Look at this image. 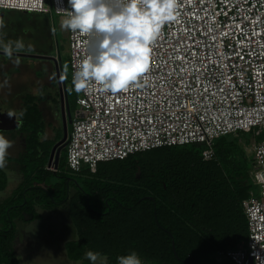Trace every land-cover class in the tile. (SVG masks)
I'll list each match as a JSON object with an SVG mask.
<instances>
[{
    "label": "built area",
    "instance_id": "built-area-1",
    "mask_svg": "<svg viewBox=\"0 0 264 264\" xmlns=\"http://www.w3.org/2000/svg\"><path fill=\"white\" fill-rule=\"evenodd\" d=\"M70 10L69 0H0V11L65 18ZM177 12L153 41L139 86L115 94L95 83L75 90L87 39L68 31L71 88L78 95L66 147L72 174L191 144L204 145L203 158L211 161L220 138L251 131L264 136V0H179ZM251 160L253 190L243 202L248 237L219 252L217 263L264 264V139L251 145Z\"/></svg>",
    "mask_w": 264,
    "mask_h": 264
},
{
    "label": "trees",
    "instance_id": "trees-1",
    "mask_svg": "<svg viewBox=\"0 0 264 264\" xmlns=\"http://www.w3.org/2000/svg\"><path fill=\"white\" fill-rule=\"evenodd\" d=\"M69 68L68 58L63 75L70 104L75 93ZM37 103L38 98L27 96L20 116L26 148L15 161L24 181L0 205V264H20L13 249L15 220L35 214L36 208L58 210L66 205L80 232L79 244L71 248L79 257L88 248L108 257L109 264L132 252L147 264H233L217 263L215 256L248 237L243 202L253 184L251 157L239 143L244 133L218 139L211 161L203 158L204 145L191 144L139 152L125 160L101 162L95 173L84 168L72 174L66 148L59 169L48 168L63 131H56V141L46 137Z\"/></svg>",
    "mask_w": 264,
    "mask_h": 264
},
{
    "label": "clouds",
    "instance_id": "clouds-1",
    "mask_svg": "<svg viewBox=\"0 0 264 264\" xmlns=\"http://www.w3.org/2000/svg\"><path fill=\"white\" fill-rule=\"evenodd\" d=\"M69 4L61 27L87 39L86 54L73 75L75 90L95 83L103 92L115 94L139 86L150 67L151 45L163 26L177 19L179 0H69ZM15 47L24 45L16 41ZM5 52L11 56V43L5 45ZM10 147L0 137V168ZM86 256L95 262L100 253L89 251ZM118 260L141 264L135 252Z\"/></svg>",
    "mask_w": 264,
    "mask_h": 264
},
{
    "label": "crops",
    "instance_id": "crops-1",
    "mask_svg": "<svg viewBox=\"0 0 264 264\" xmlns=\"http://www.w3.org/2000/svg\"><path fill=\"white\" fill-rule=\"evenodd\" d=\"M0 12H2L1 16L4 17V12L7 11ZM10 12L17 13L18 15H36L17 11ZM4 38L9 40L8 36H5ZM10 57L15 58L16 56H9L6 53H0V111L17 115L18 120L21 122L20 116L24 107V99L30 95L38 98V108L42 112L47 125L46 137L52 141H56V131L62 129V118L60 117L61 98L55 64L52 62L50 63V61L47 62L48 66L44 72L46 73V79L44 81L45 83H48L47 86H40L41 82L39 83V78H36L40 72L36 69L34 70L35 75L32 74L30 78V81L35 78L32 83L30 82L32 86L29 83L28 88L25 87L27 91L24 90L23 93H21V91L15 93V89L21 90L24 88V71L20 65H15L13 61L14 59H11ZM48 87L50 89H47ZM47 90L50 92H47ZM15 95H17V99L12 102L11 100ZM0 135L5 136L11 144H15L18 140H20L22 144V151L19 152L17 157H5V160L8 163L5 169L10 174H13L12 179L14 177L16 180L17 187L12 192L11 196L0 203L1 205L6 200L13 197L14 193L24 181L21 165L17 163L15 159L18 158L26 148V135L22 131L21 125L16 129L0 130ZM60 155L58 160L55 161L53 167H50L48 163V168L50 170L57 171L59 169ZM6 171L0 169V191H4L9 185L10 177L8 178ZM15 180H12L13 183ZM70 192L71 195L75 194L76 191L74 187L70 188ZM67 206L68 205L63 206L58 210L36 208L32 220L27 221L23 218L22 220L17 219L14 221L15 239L13 241V249L20 264H22L20 251H22L23 258L27 262L28 257H33L35 260L37 258L41 259V256L37 251L41 253L42 249L45 250L44 253H57L58 259L61 261L59 264H95V262L89 260L86 256V253L89 252L88 248H86V252L80 257L76 249H74L75 251L71 250L72 245H76V243L79 244L81 239L79 229L76 227ZM62 211L65 212V216L60 215V212ZM56 217L62 226L57 225V222L53 221ZM50 221L53 222V224ZM97 260H102V264H109V259L106 256H99Z\"/></svg>",
    "mask_w": 264,
    "mask_h": 264
},
{
    "label": "rangeland",
    "instance_id": "rangeland-1",
    "mask_svg": "<svg viewBox=\"0 0 264 264\" xmlns=\"http://www.w3.org/2000/svg\"><path fill=\"white\" fill-rule=\"evenodd\" d=\"M0 12V24L3 26L0 27V53L5 52V45L11 43V53H18L29 56L40 57V59H32L27 57L14 58L15 65H20L24 71V88L15 89L14 92L21 93L28 88V84L33 82L35 78L30 81L31 75L34 74V70L38 69L40 74L36 76L39 78L40 86H47L48 83H45L47 69V60L41 59V57H58L59 53L61 54L62 60L64 61L67 67V59L69 58V39H68V30H65L61 27V20L64 18L61 15L52 14H36V15H18L10 11L4 12L5 16L2 17ZM8 36L9 40L4 37ZM16 41H21L24 45L23 49H17L15 47ZM51 63V62H50ZM14 65V66H15ZM68 77L71 78V68L68 70ZM35 75V74H34ZM30 83V85H31ZM38 84V81H37ZM32 86V85H31ZM26 87V88H25ZM42 89V88H41ZM47 89H50L49 87ZM27 91V90H26ZM47 92H50L47 90ZM19 95V94H18ZM78 95L74 94L70 102V110L72 117L75 116V112L78 109L77 106ZM17 95L13 96L12 102L16 101ZM62 113L60 117L62 118ZM5 140V136L0 135ZM254 131L244 133L239 137V143L245 149L247 156L251 157V145L254 142H259L264 139V136L256 137L255 139ZM22 151L21 141L18 140L15 144H11V147L7 149L5 157H17L19 152ZM8 163L5 160V165L3 168H0L3 171H6L5 167ZM10 164V162H9ZM7 175L9 180V185L4 191H0V203L12 195V192L17 187L16 180L12 179L13 174H10L8 171ZM17 178V175H16ZM12 180H15L14 183ZM1 181V180H0ZM255 192L258 194L259 189H255ZM60 215L65 216V212H60ZM63 218V217H62ZM66 218V217H64ZM65 220V219H64ZM56 221L57 225H61L57 217L53 219ZM67 221V220H65ZM51 222V221H50ZM68 222V221H67ZM66 222V223H67ZM53 224V222H51ZM65 223V222H64ZM62 226V225H61ZM64 227V226H63ZM42 249L41 253L38 254L41 256V259L37 258L36 260L33 257H28L27 262L23 258V253L20 251V257L22 264H59L61 261L58 259V255L55 252L52 254L44 253ZM102 260L95 261V264H102ZM71 264V263H70ZM80 264V263H79Z\"/></svg>",
    "mask_w": 264,
    "mask_h": 264
},
{
    "label": "water",
    "instance_id": "water-1",
    "mask_svg": "<svg viewBox=\"0 0 264 264\" xmlns=\"http://www.w3.org/2000/svg\"><path fill=\"white\" fill-rule=\"evenodd\" d=\"M11 56L40 59V57L23 55L18 53H14V54L11 53ZM41 59L50 61L55 64L57 70V76H58V84L60 89L63 136L62 139L54 145L50 155L49 166L53 167L55 165V161L58 160L61 151L65 149L68 145L69 135L72 130L73 117L70 110L67 84L63 75V60L61 54L59 53L58 57L45 56V57H41ZM20 125L21 122L18 120L17 115L0 111V130L16 129ZM140 173L141 172L139 171L138 177H140ZM33 217H34L33 214H27V213L24 214V218L27 221L32 220Z\"/></svg>",
    "mask_w": 264,
    "mask_h": 264
},
{
    "label": "snow or ice",
    "instance_id": "snow-or-ice-1",
    "mask_svg": "<svg viewBox=\"0 0 264 264\" xmlns=\"http://www.w3.org/2000/svg\"><path fill=\"white\" fill-rule=\"evenodd\" d=\"M256 35H259V33H255ZM150 68V67H149ZM205 90H207V89H205Z\"/></svg>",
    "mask_w": 264,
    "mask_h": 264
},
{
    "label": "flooded vegetation",
    "instance_id": "flooded-vegetation-1",
    "mask_svg": "<svg viewBox=\"0 0 264 264\" xmlns=\"http://www.w3.org/2000/svg\"><path fill=\"white\" fill-rule=\"evenodd\" d=\"M62 129H63V126H62Z\"/></svg>",
    "mask_w": 264,
    "mask_h": 264
}]
</instances>
